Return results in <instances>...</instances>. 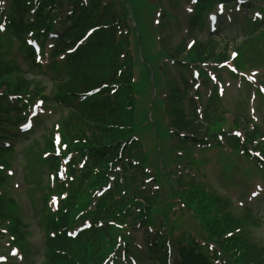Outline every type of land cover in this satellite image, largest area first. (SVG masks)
<instances>
[{
    "label": "trees",
    "instance_id": "obj_1",
    "mask_svg": "<svg viewBox=\"0 0 264 264\" xmlns=\"http://www.w3.org/2000/svg\"><path fill=\"white\" fill-rule=\"evenodd\" d=\"M45 2L48 0H44V5ZM44 5L35 11L33 23L26 22V15H24L27 9L26 1L13 0L10 11L20 16L17 21L19 27L34 26L35 29H39L43 25L46 29L44 31H47L53 27V24L49 18L51 14L44 13ZM76 11H78L77 14L73 11L71 16L66 17L65 23H69L70 27L67 29V34L60 36L59 42H57L58 46L64 49L71 45L88 27L94 26L97 29L74 54L64 59L62 66L58 64L60 68L55 70V74L50 79L57 89L56 98L67 107L80 94H85L102 84H107L108 87L117 86L118 91L110 95L108 88L86 98L82 103L71 104L69 107L70 115L64 120L62 126L65 138L69 143L76 140L77 144L74 146L88 149L90 156L79 174L77 187L74 191L70 190L69 196L64 202L65 208L60 209L56 214L49 213L47 216L46 229L53 231L54 235L47 238L43 264L94 263L95 257L104 248L103 241H105V234L108 233L106 228L98 227L96 222L99 220L105 222L115 214L117 215V212L123 211V208H127L128 212L133 210L139 212L137 216L142 218L143 224L146 225L148 223L146 220L147 209L150 204L154 203V198H150L140 191L136 192L135 182L137 183V181L133 177L130 179L133 181L117 186L115 191H109L98 200L95 210L91 212L90 219L93 223L91 229L79 234L75 239L68 238L64 233V228L73 221L69 216L87 204L84 199L89 197L87 191L89 188L83 189V183L91 179L95 186L107 180L106 163L108 160L111 161L113 153L111 154L105 149L111 144L113 149V143L129 134L136 126L134 116L131 117L129 111L125 109L128 106L132 108L133 104L128 97L129 89H131L128 34L123 35L122 33L121 18L116 13L110 14V11L99 12L93 16L88 8L82 6ZM199 48L204 49L203 46ZM202 54L203 52L200 51L196 57H200ZM2 69L3 67H0V80L1 77H5V72ZM28 84L29 81L26 78L20 77L16 83L13 82V90L19 95H24L28 92ZM8 89L7 86L6 90ZM181 97V95L176 98L169 97V115L176 117V120H172V125L176 129L191 134L192 141H198L205 137L208 125H210L209 121L215 120L218 125L223 122L222 115L215 113L207 115L206 125L196 119L184 121L183 110L177 105V101ZM6 107L7 103L4 104V100L0 99V136H3L2 125L10 120L7 118ZM119 126L129 127L130 130L119 129ZM154 159H157L156 155H154ZM2 182L4 181L0 179V184ZM189 186V193L182 197L194 210L199 224L203 226L204 230L202 228L200 230L202 231L201 238L215 245L221 264H264V246L259 242L252 241L249 232L245 230V226H257V218L248 211L235 218L225 211L227 202L220 196L207 194L203 186L199 184H190ZM7 198L8 196L0 197L1 208V204L15 205L14 200ZM68 206L73 210L69 207L70 211L66 213L65 209ZM218 213L220 216L218 222L212 221L211 215ZM13 222L15 230L17 226L20 227L21 222L16 218L13 219ZM185 239H188L189 242L188 245H184V249L180 248V264H208V258L203 262L204 255L199 246L195 245L194 239L191 236ZM164 241L165 235L155 232L151 235L148 246L156 254L164 247ZM191 245H194V250L188 247ZM159 260L162 264L165 263L164 257Z\"/></svg>",
    "mask_w": 264,
    "mask_h": 264
},
{
    "label": "rangeland",
    "instance_id": "obj_2",
    "mask_svg": "<svg viewBox=\"0 0 264 264\" xmlns=\"http://www.w3.org/2000/svg\"><path fill=\"white\" fill-rule=\"evenodd\" d=\"M188 2L183 1L182 7L184 8L185 5H187ZM132 12L136 13V7L131 5ZM175 11L174 13L179 18V23L177 25H169V30H167V33H172L170 39V44L176 43V40L181 36V34L184 33V22L187 18L186 11L184 12V9ZM242 14V13H241ZM246 14V13H245ZM240 16V13H239ZM140 20H143L141 17L136 19L138 26H140L139 22ZM161 23V19H160ZM158 25V24H157ZM160 29V25L158 26V30ZM140 30V27H139ZM162 35V38L166 37V32L159 31ZM204 34L201 33L200 36L202 37ZM243 33L238 34L234 33L232 29L225 30V33H221L219 38L221 40H224L227 45H229L230 50L228 51V54L231 55L232 51H235L233 46L236 42H238L241 38H243ZM14 47V46H13ZM13 47L9 46H3L1 45L0 49V63H3L7 61V64L17 66L15 61H19L20 64H22V61L20 59V56L17 55L14 56V61H10L11 57H7V59L4 58V55L9 54L10 52H14ZM11 54V53H10ZM24 65V64H22ZM18 67V66H17ZM16 68V67H15ZM26 66H23V71L25 70ZM137 70V69H136ZM260 74H257V77L260 76L262 73H264V67L259 68L258 70ZM12 74L15 76L13 69ZM21 73V72H20ZM19 73V74H20ZM251 73V72H250ZM248 73V74H250ZM17 75V74H16ZM20 75L25 76L27 79H31L32 84L36 85L38 87H47L46 91H48V88L50 86V82L48 81L47 77H43L38 74L31 75L28 72L21 73ZM164 80L162 79V82ZM222 83L224 86V91L222 95L223 99V107L227 108L229 110L234 109L233 104H236L240 102L242 99L247 100V106L245 105L243 107H238V110H242L241 112H245L247 114L246 117L251 119L252 124H259L261 121V118H263V109H259L258 104L251 99H254L252 95L249 94H242L241 92L244 90L242 85H238L237 81H234L225 76L222 78ZM256 101V100H255ZM47 104L44 102L42 103V107L40 106L37 111H35L34 119H33V127L32 129L24 135H19L18 133L15 135V137L12 139L13 143V151H12V157L10 158L11 163V170L12 175L11 179L9 181V191H11L9 194L18 198L19 201L23 202V207L25 210V213L27 214V222L29 223V227L32 230L33 237L29 238L28 240L32 243V246L30 250L28 249V256L21 259H18V262L16 260H10V262L13 261L14 264H43V257L41 256L40 252V240H39V232L37 225L35 224V220H37V214L39 210V206L42 204V197L43 194L47 192V157H46V145H47V136L50 133V129L53 126V129L58 125L59 116H60V109H58L51 101H46ZM228 117H231V114L227 112ZM56 129V128H55ZM54 129V130H55ZM207 157L211 161L206 163V165L203 167V173L206 175L207 182L215 187L220 192L226 193L229 195V197L232 198L233 203L237 206L240 204L239 201H243L246 203V197L248 194L249 187L246 188L240 181V178L242 177L241 173L235 174L234 179V185L230 187H223L224 183L222 179V172L220 169L222 167L218 166L215 161V153L214 152H208ZM35 170L40 171V175L38 177L37 174H35ZM183 170H188V166L184 167ZM229 184V183H228ZM262 184V183H261ZM253 185V184H252ZM264 185V184H263ZM264 187V186H263ZM177 188V187H176ZM244 190L247 191L246 195L244 193ZM260 191V190H258ZM248 197H251V194H248ZM32 198L33 202V216L30 213V202L29 199ZM252 198V197H251ZM253 200L256 202L257 199H247V203L250 204V206L254 205ZM31 201V200H30ZM174 205L170 204L171 209L168 214V219L170 221L176 220V219H182L185 215H187V212L183 210V204L178 201L177 199L171 201ZM253 203V204H252ZM36 205V206H35ZM32 212V211H31ZM153 214H155V223H159V220L163 218L161 216V212L155 213L152 211ZM29 218V219H28ZM164 220V219H163ZM165 221V220H164ZM245 230H247L250 234L251 240L259 242L261 245L264 246V223L256 228V227H250L245 226ZM141 238V231H138L135 233V239L137 242H140ZM30 247V246H29ZM40 254V257L38 256ZM27 258V260H26ZM174 259V255L172 256ZM17 259V258H16ZM23 259V260H22ZM137 261L140 263H147L144 262L143 258H141L138 255ZM25 262V263H24ZM129 264H133L130 262Z\"/></svg>",
    "mask_w": 264,
    "mask_h": 264
}]
</instances>
